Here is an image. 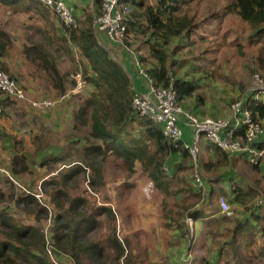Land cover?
I'll use <instances>...</instances> for the list:
<instances>
[{
	"label": "trees",
	"instance_id": "obj_1",
	"mask_svg": "<svg viewBox=\"0 0 264 264\" xmlns=\"http://www.w3.org/2000/svg\"><path fill=\"white\" fill-rule=\"evenodd\" d=\"M64 1L74 4L69 0ZM204 1L206 0H156L153 4L147 0H135L132 2V11L127 20L128 31L132 35L130 43L138 53L140 63L153 85L162 89L172 87L176 94V104L199 118H203L200 113L203 112V107L209 104L206 94L201 91L204 82L207 81L204 78L213 79L216 74L214 70L202 68L201 63L206 61L204 55L206 49L201 55L195 53L182 59L178 58V53L193 43L195 36L202 39L203 32L214 34L213 30L219 28L227 16L236 18L238 27L230 25L223 32V39L228 31L231 32L229 42L236 46L241 54L248 55L252 64L250 73H259L264 80V0H215L220 4L219 8L200 12L199 8ZM0 9L5 14L25 15L34 21L43 22L44 27H34L41 39L34 41L29 36L22 40L20 46L26 61L36 67L38 74L50 80V86L56 92L59 91L55 96L67 94L53 107L45 109L59 107L61 102L73 94L67 92L72 89L75 81L69 76L68 71L59 67L61 62L76 63L75 71L80 70L86 80V86L81 92H88L87 95L76 99V108L75 105L72 106L73 133L70 138L76 139L69 141L70 145L83 141V137L75 131L81 127L87 130L84 136L86 143L82 144L83 148L79 152L80 162L76 163V160L67 162L66 159L71 155L66 152L44 157L38 167L46 168L51 173L55 171L50 179L41 181L35 178L40 184L25 188L20 177L25 175L29 167L34 168L36 160L28 152L17 151L23 141H1L2 149L7 150L9 154L11 152L9 158L6 157L3 170L11 191L4 193V187L0 185V202L6 201L17 207L21 206L24 212L32 211L35 220L41 219L42 223L27 224L18 221L8 212L7 206L2 204L0 264H96L95 259L104 258L105 262L108 259H112L113 262L119 260L125 248L115 233L116 221L112 208L99 206L93 214H83L81 205L85 204L86 200L81 197L72 198L69 205L64 207L63 201L70 196L64 189L58 187L61 183L66 184L75 180L79 174L85 173L86 166L94 174V178L89 179L91 185L102 184L101 162L107 158L108 153L119 157L120 164L127 170L129 176L134 174L136 162L140 163L141 170L150 178L151 185L163 195L161 205L165 221L162 225L167 228L176 224L177 227L174 228L179 229L182 235L185 233L184 228L189 231L186 218H191L195 222L200 221L205 226L211 224V221H218L212 216L216 211L219 212L220 196L226 197L230 205L241 204L243 192L249 194L258 192L254 186L259 180L264 181V161L254 163L244 152L234 155L243 159L238 165L236 158H231L228 152L210 141L201 143L200 141H207L204 138L199 141V145L201 148L212 149L215 159L201 160V172L206 176H219V170L228 167L233 174L227 178L229 188H216L213 183H217L218 177L207 182L203 178L206 182L205 190L197 185L194 181L195 168L192 157L183 146V142L174 143L166 138L162 133L161 124L153 122L134 109L131 79L123 67L98 43L93 32L91 14L87 13V10L78 14L75 9L78 25L71 28L65 26L52 9L38 0H0ZM10 34L5 28L0 27V67L14 78L29 97L25 84L2 61L3 55L15 48L13 36ZM66 87L70 89L65 91ZM242 88L243 86H240V91ZM262 95L263 93L256 91L247 93L242 112L248 111L251 118L261 122L264 128V98L260 97ZM42 99L44 98L33 100ZM6 101L18 106L25 104L26 107H31L27 101L12 100L2 96L0 92V102ZM210 101L213 103V100ZM198 107L201 109L197 112ZM244 129L245 126H241L238 133H243ZM4 134L2 133V136ZM261 138L264 140V134ZM169 157L172 160L178 157L180 160L173 164L171 176L165 175L171 167L167 162ZM55 164L58 166L53 167ZM63 165L67 168L59 169ZM164 165L167 167H163ZM247 173L255 175L252 180L254 185L252 187L246 185L248 189L241 182ZM45 186L54 188L51 201L58 208L54 214L52 207L43 197L46 192ZM203 202L204 205L197 207ZM252 212L254 213H250L249 217L246 216L243 220L234 218L233 225H226V232L230 234L224 240H218L221 234L219 226L222 222H217L214 229L210 228L214 240L217 241L215 248L218 256L216 261L204 264H252L258 262L260 257L264 260V247L255 252L252 248L257 228L256 232H252L250 227L253 220L254 224L261 225L259 229L261 234H264V210L263 214ZM100 214H104L109 222H112V230L103 240H91L88 234L101 225V221L96 217ZM57 254L63 256L62 261H57ZM124 260V264H131L128 259Z\"/></svg>",
	"mask_w": 264,
	"mask_h": 264
},
{
	"label": "rangeland",
	"instance_id": "obj_2",
	"mask_svg": "<svg viewBox=\"0 0 264 264\" xmlns=\"http://www.w3.org/2000/svg\"><path fill=\"white\" fill-rule=\"evenodd\" d=\"M147 1L148 3L151 2L154 4L156 0ZM219 7L220 4L215 0H206L200 6L199 11L205 12L210 9L216 10ZM85 10H87V13L91 14V7L89 5ZM57 23L59 24V22ZM32 25L33 27H30ZM230 25L232 27H238V22L236 21V18L229 15L219 28L213 30L214 34L203 32L202 35H204V38L202 39L195 36L193 40L194 42L190 43L182 49V52L178 53V58L182 59L191 57L195 53L201 55L202 51L206 49V52L204 53L206 61H203L204 64L201 63L202 68L204 67L207 70H214V74H216V77L213 79L204 78L205 81H207L204 82L205 84H203L204 86L201 88V91L206 94V99L209 104H206L208 109L203 107L204 112L202 114L204 115L201 117L227 115L230 104L236 98V100L240 99L243 96V91H247L250 85V78L252 75L250 73V67L252 64L248 55L241 54L236 46L229 42L232 37L231 32L228 31L225 39L222 37L223 32ZM0 27L5 28L6 31L11 33L10 35H12L14 39L13 47L17 49L22 44L24 38L30 36L31 40L34 41L41 39L34 27L42 28L44 26L42 20L34 21L25 15L5 14L4 11L0 9ZM210 28H213V26H210ZM21 47L22 46H20V48ZM15 48L8 53L12 59L15 58ZM19 50L20 49H17V51ZM21 50L19 51L20 54L22 53ZM247 50L248 47L245 48L246 52ZM249 52L250 48L248 53ZM75 64L76 63H68V61H64L60 63L59 67L64 69V71H68L70 76V74L77 68ZM186 68L188 69V67ZM20 72H22V69ZM15 73L19 72L15 71ZM34 73L35 72H33V76L38 78L39 85L45 86L48 89V86L51 84L50 80L38 73ZM15 75L19 77L21 81L26 79L24 78V75H21L20 73ZM33 76L31 77L33 78ZM68 83L71 84L70 82ZM240 86H243L241 91L239 89ZM69 89L70 87H66L65 91ZM51 91L53 94L47 98H59L55 96L59 91ZM87 94L88 92L85 93V91L74 95L71 94L66 101L61 102L59 107L62 108L63 111H65V108L68 106L75 105L76 108V99H79V96L83 97ZM260 97L264 98V94ZM232 99L234 100L232 101ZM210 100H213V103ZM13 104L15 105V103ZM206 109L207 111L205 112ZM21 111L22 110L18 108L17 105L13 109L5 111V113L7 112L6 114L15 116L16 118L19 117L21 121L24 116V114H20ZM24 113L26 112L24 111ZM38 125L39 127L42 126L40 122L38 124L36 123V130H41L38 129ZM52 127H55V132L49 135L48 139L23 141L24 144L22 142L19 146L20 148L18 147L17 151L28 152L29 155L36 160L35 165L33 166L34 168L29 167L25 175L20 177V181L25 188H27L26 186L34 187L36 183L40 184V181L38 180L42 181L50 179L52 175L56 173L55 171L51 173L47 171L46 168L38 167L40 161L44 157L61 155L66 152L71 155L66 159L67 162H71L72 160H76V163L80 162L78 160V158H81L79 152L83 148L82 144L86 143L84 141V136L86 135L87 130L81 127L80 130L75 131V133L83 137V141H79L77 144L71 146L69 141L66 140L70 136V133H73V130L64 132V129L59 127V124L57 127ZM36 130L35 134L39 135V137L42 136L44 131L38 132ZM37 148L40 150L37 151ZM8 155L10 156L11 152L9 154L7 150L2 149L0 146V185L4 187V193H10L8 191H11V186L6 182L5 173L3 172L5 167L4 162L9 158ZM178 161H180L178 157L174 160L170 159V157L167 159V162L171 167H169L170 173H168V170L165 175L171 176L173 174V164ZM101 165L103 166V181L102 184L98 186L91 185L90 180L91 178H94V174L88 166H86L87 169L85 173L79 174L75 180L68 181L66 184L61 183L60 186H58L59 188L64 189L68 196H70L69 199L63 201L64 207L69 205L72 198L81 197L86 200V203L81 205V209L84 211L82 212L83 214H93V211L99 206H109L114 212L116 221L115 233L123 242L122 244L124 245L125 252L119 260L113 262L112 259H108L105 262L104 258L95 259L96 264H124V259H128L131 264H204L209 261L213 262L217 259L218 251L217 248H215L217 246V241L214 240L210 228L214 229L217 226V222H222L219 226L221 234L218 236V240H224L228 238L227 235L230 234L229 232H226L225 226L233 225L235 221L234 218L244 219L246 216L249 217L250 213H254L252 211L263 214L264 181L259 180L254 186L258 189V192L254 194H243L241 204L231 203V207L234 211V216L232 218H224L218 211H216V214L212 216V218L215 219L216 217L218 221H211V224L207 226L203 225L200 221H197L193 224L192 228L188 227L189 231H186V228H184L185 233L182 235L179 229L174 228L177 227L176 224H172L167 228L162 225V222L165 221L161 205L163 195L151 185V180L147 174L141 170L140 163L136 162L135 172L130 176L128 175L127 170L120 164L119 157L113 153H108L107 158L101 162ZM57 166L58 164H55L53 167ZM163 167L167 166L164 165ZM62 168L65 170L67 166L63 165L59 169ZM189 172L192 173L191 170ZM247 174L248 175L244 180H241L246 189H248V186L245 185H249L250 187L254 185L252 184V180L253 177H255L252 173ZM9 176L11 175L9 174ZM207 177L209 178L208 175ZM35 178L38 180H35ZM56 178L61 180L58 176H56ZM238 180L240 179L238 178ZM44 188L46 189V192H44L43 197L52 207V212L54 214V212L58 211L56 204L51 201V193L54 188L52 186H45ZM61 200L62 198L60 197V201ZM2 204H4L5 207L7 206L6 209L8 212L18 221L27 224L42 223L41 219L39 221L35 220L32 211L30 212L28 210L24 212L22 211L21 206L17 207L14 206L13 203H6V201L4 203L0 202V208ZM204 204V202L199 203L197 207ZM96 217L101 221V225L90 232L88 236L91 240H103L112 230V222H109L104 214L96 215ZM260 226L259 223L254 224L253 220L250 225L252 232H256L255 228H257V231L260 230ZM188 254L189 257H186ZM56 256L57 261L63 260V256H59V254ZM186 258L188 259L185 260Z\"/></svg>",
	"mask_w": 264,
	"mask_h": 264
},
{
	"label": "built area",
	"instance_id": "obj_3",
	"mask_svg": "<svg viewBox=\"0 0 264 264\" xmlns=\"http://www.w3.org/2000/svg\"><path fill=\"white\" fill-rule=\"evenodd\" d=\"M52 9L65 26L76 28L78 23L75 7L64 0H38ZM91 18L94 36L100 46L117 61L128 73L132 82V103L136 111L147 116L153 122L162 125L163 135L174 143L183 142L188 149L195 168V182L199 187L203 181L198 173L199 141L204 138L229 154L247 153L254 163L264 161V128L261 122L251 118L248 111L243 110V103L247 93L255 92L264 94V80L259 73H253L250 85L243 91V96L232 102L229 112L225 116L203 117L195 116L189 110L176 104V94L173 88H156L145 68L140 63L138 53L131 45L132 35L128 31L127 20L132 11V2L135 0H90ZM70 77L75 81L72 89L67 93L77 94L86 86L80 70L74 71ZM141 82L142 88L137 87L136 80ZM0 92L2 96L15 101H27L31 107L43 110L53 107L58 99L44 98L33 100L25 90L20 87L14 78L0 67ZM2 110L0 109V113ZM245 126L243 133L238 130ZM189 130L186 141L183 139L184 128ZM166 170V168H164ZM25 190V189H24ZM219 212L226 218L233 216V208L224 196L218 200ZM191 225L190 219H186ZM189 257V256H187ZM186 258L185 260H187Z\"/></svg>",
	"mask_w": 264,
	"mask_h": 264
},
{
	"label": "crops",
	"instance_id": "obj_4",
	"mask_svg": "<svg viewBox=\"0 0 264 264\" xmlns=\"http://www.w3.org/2000/svg\"><path fill=\"white\" fill-rule=\"evenodd\" d=\"M71 2H73L74 7L77 11V13H81L83 11H85V9L87 8V6L91 5V1L90 0H69ZM88 4V5H87ZM81 11V12H80ZM76 13V15H77ZM18 49V48H17ZM17 49L15 48L16 54H15V58L12 59L10 58V55L6 52L3 57H2V61L8 66V69L13 73V74H21L24 75V78L22 80V83L25 84L26 88H27V92L28 95L31 99H36V98H47L50 97L53 93L51 90H54L50 85L48 86L49 88L47 89L45 86H40L39 85V81L37 80L38 78L33 76V72L37 73L38 71H36V67L32 64H30L28 61H26L25 57L22 55V53L20 54V50L17 51ZM22 55V56H21ZM21 56V57H20ZM22 69V72H20ZM19 72V73H15ZM32 70V73H31ZM34 73V74H35ZM33 76V78L31 77ZM21 80V79H20ZM136 85L139 88H142V84L140 81H138V79L136 80ZM16 107L17 105L13 104L12 102H0V109L2 110V112L0 113V146L2 148L3 143L1 141H39L40 139L46 140L49 138V135H51L52 133L55 132V127L52 126H58L64 129V132L67 131H72V125H73V118H72V111L73 108L72 106H68L67 108H65V111L62 110V108L60 107H55L53 109H44V110H38L36 108L33 107H26L25 104L18 106V108H20L22 111L20 112V114H24V116L22 117L23 119L20 121L19 117H15L9 114H6L5 111H9L11 109H13L14 107ZM208 109V106H205ZM204 107V108H205ZM201 109V107L197 108V112ZM207 109L205 110V112L207 111ZM203 110V109H202ZM24 111L26 113H24ZM17 112V109H16ZM204 112V111H203ZM203 112H201L200 114H202ZM204 115V114H202ZM225 116V115H224ZM40 122V124L42 125L41 127H39L38 125V129L41 130H36V123L38 124ZM35 130L36 131H44L42 136L39 137V135L35 134ZM189 129L187 127L184 128V136L183 139L184 140H188V135H189ZM2 133L5 135L2 136ZM72 137V134L70 133V136L67 138L66 141H71L74 138H70ZM186 140V141H187ZM201 143L203 142H209V141H200ZM210 143V142H209ZM199 157H198V173L200 174V177L202 178L203 184L201 186V188L203 190L206 189V182L208 180L213 181V179L216 177H218V181H216L217 183H213V185L216 188H229L230 187V183L228 181V177L232 176V172L230 171V169L228 167L225 168H221L219 170V176H215V175H210L209 178L203 173L201 172V165H200V161H214V153L212 149H208V148H204L199 145ZM231 158H236L237 159V164L240 165L243 162V159L240 156H235L236 154H230ZM206 180V182L204 181V179ZM238 179V178H237ZM240 179V178H239ZM195 181V180H194ZM212 184V183H211ZM242 185H244L242 183ZM246 186V185H245ZM246 192H243V194ZM239 206V205H238ZM191 221V225H189V223L186 221V223L189 225L190 228H192L193 224L195 223V221H193L191 218H188ZM243 220V219H242ZM259 231V232H258ZM255 233L254 236V240L253 242H255L252 246L254 252L258 251L259 249H261L262 247H264V234L262 235L260 230H258ZM260 233V234H259ZM258 248V249H257ZM264 260L261 259L256 263L253 264H263Z\"/></svg>",
	"mask_w": 264,
	"mask_h": 264
}]
</instances>
